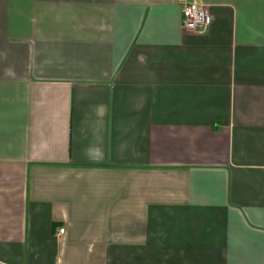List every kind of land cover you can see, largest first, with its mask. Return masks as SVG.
Instances as JSON below:
<instances>
[{
	"label": "crops",
	"instance_id": "1",
	"mask_svg": "<svg viewBox=\"0 0 264 264\" xmlns=\"http://www.w3.org/2000/svg\"><path fill=\"white\" fill-rule=\"evenodd\" d=\"M195 1L0 0V264H264V0Z\"/></svg>",
	"mask_w": 264,
	"mask_h": 264
},
{
	"label": "built area",
	"instance_id": "2",
	"mask_svg": "<svg viewBox=\"0 0 264 264\" xmlns=\"http://www.w3.org/2000/svg\"><path fill=\"white\" fill-rule=\"evenodd\" d=\"M178 6L184 29L201 32L210 24L211 17L204 4L195 0H178ZM63 231L64 228L59 229V233H63Z\"/></svg>",
	"mask_w": 264,
	"mask_h": 264
}]
</instances>
